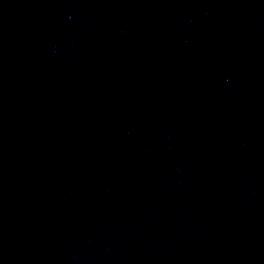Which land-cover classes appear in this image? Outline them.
Masks as SVG:
<instances>
[{
  "label": "water",
  "instance_id": "95a60500",
  "mask_svg": "<svg viewBox=\"0 0 264 264\" xmlns=\"http://www.w3.org/2000/svg\"><path fill=\"white\" fill-rule=\"evenodd\" d=\"M0 264H264V0H0Z\"/></svg>",
  "mask_w": 264,
  "mask_h": 264
}]
</instances>
